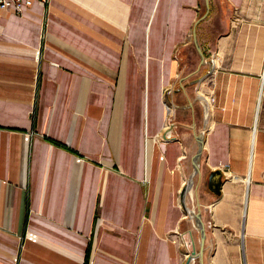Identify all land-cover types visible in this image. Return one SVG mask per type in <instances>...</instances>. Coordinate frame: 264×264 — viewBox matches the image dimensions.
I'll return each instance as SVG.
<instances>
[{
	"label": "crops",
	"instance_id": "1",
	"mask_svg": "<svg viewBox=\"0 0 264 264\" xmlns=\"http://www.w3.org/2000/svg\"><path fill=\"white\" fill-rule=\"evenodd\" d=\"M192 210L187 264H264V0L0 10V264H184Z\"/></svg>",
	"mask_w": 264,
	"mask_h": 264
},
{
	"label": "rangeland",
	"instance_id": "2",
	"mask_svg": "<svg viewBox=\"0 0 264 264\" xmlns=\"http://www.w3.org/2000/svg\"><path fill=\"white\" fill-rule=\"evenodd\" d=\"M199 62V57L197 55V53H195V57L193 60V63H190V65L188 64H180V67H183V70L181 71V73L179 74V76H181L180 78L186 79L188 78L189 81L192 78H196L201 74V69H199L198 71H193L190 73V70H192V68H196L197 64ZM189 85H191L188 93H189V100L192 102V106L189 107L186 100H183V103L185 105V110L178 116L179 122L182 123L181 128L187 130L190 134L192 132V123H194L195 129L197 132L202 131L203 128V117H202V113H203V109L200 105V103L197 101V90L199 89L196 85V83H194V85H192V83H190ZM186 102V103H185ZM158 106V111H159V106H160V112H159V116H163V118H166V109L163 103H161V101L158 102L157 104ZM168 119L171 118V114L167 116Z\"/></svg>",
	"mask_w": 264,
	"mask_h": 264
},
{
	"label": "water",
	"instance_id": "3",
	"mask_svg": "<svg viewBox=\"0 0 264 264\" xmlns=\"http://www.w3.org/2000/svg\"><path fill=\"white\" fill-rule=\"evenodd\" d=\"M207 5H208V0H206V8H207ZM194 44H195V48L199 54V64L201 65L203 62H204V57H203V54H202V51H201V48L197 42V39H196V35L194 33ZM197 80H200V78H197ZM181 89H183V87H181ZM190 105H191V102L189 101ZM192 131H193V135H194V138H195V141L197 143V149L195 151V153L193 154L192 158H191V162H192V167H193V174H198L200 172L199 170V164H198V161L201 157V154H202V150H203V145H204V132L203 131H199L197 132L196 129H195V126L193 124L192 126ZM219 189H220V185L218 184L216 186V188L214 189L216 192H219ZM186 191V186H184L181 190V196L184 195ZM189 214L192 215L194 221H195V224L198 228V231H199V234H200V240H199V249L196 251L195 249L192 250L190 252V254H188L187 256V260L184 264H187L188 261L190 260V258L194 257V258H201L202 257V251H203V246H204V238H205V232H204V224L201 220V217H200V211H197L196 213L194 212V210H192V212H190Z\"/></svg>",
	"mask_w": 264,
	"mask_h": 264
},
{
	"label": "built area",
	"instance_id": "4",
	"mask_svg": "<svg viewBox=\"0 0 264 264\" xmlns=\"http://www.w3.org/2000/svg\"><path fill=\"white\" fill-rule=\"evenodd\" d=\"M42 6H47L49 0H37ZM34 0H0V10H7L8 8H12L14 13L21 14L25 7H29L32 5ZM36 57L38 58V52L36 53ZM214 101V97L209 95V104L207 110V118H208V111L209 105ZM203 114H204V107L202 106ZM206 125V124H205ZM206 126H203L202 130L205 129ZM204 132V131H203Z\"/></svg>",
	"mask_w": 264,
	"mask_h": 264
},
{
	"label": "bare ground",
	"instance_id": "5",
	"mask_svg": "<svg viewBox=\"0 0 264 264\" xmlns=\"http://www.w3.org/2000/svg\"><path fill=\"white\" fill-rule=\"evenodd\" d=\"M199 102L201 103V105L204 107L205 110L208 109V100H206V98H204L203 96H197ZM185 185H186V192L188 190V188L191 186V181H188V182H185ZM187 209V208H186Z\"/></svg>",
	"mask_w": 264,
	"mask_h": 264
}]
</instances>
